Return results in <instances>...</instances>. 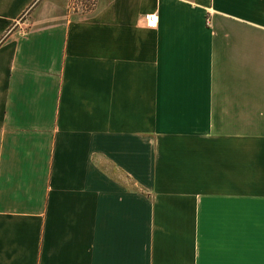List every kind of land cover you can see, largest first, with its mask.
<instances>
[{"label":"crops","instance_id":"crops-1","mask_svg":"<svg viewBox=\"0 0 264 264\" xmlns=\"http://www.w3.org/2000/svg\"><path fill=\"white\" fill-rule=\"evenodd\" d=\"M65 5L0 0V264H264V0Z\"/></svg>","mask_w":264,"mask_h":264},{"label":"built area","instance_id":"built-area-1","mask_svg":"<svg viewBox=\"0 0 264 264\" xmlns=\"http://www.w3.org/2000/svg\"><path fill=\"white\" fill-rule=\"evenodd\" d=\"M82 1H85L89 7L93 5V0H73L71 4V10L72 11L78 10L79 7L82 6ZM145 21H146L147 26L156 28L157 22H156L155 15L152 14V15L146 16Z\"/></svg>","mask_w":264,"mask_h":264},{"label":"rangeland","instance_id":"rangeland-1","mask_svg":"<svg viewBox=\"0 0 264 264\" xmlns=\"http://www.w3.org/2000/svg\"><path fill=\"white\" fill-rule=\"evenodd\" d=\"M59 1L62 2V3H66L65 6H67V9H68L71 13H74V14H76V13H80V14H81L82 12H84V11H86V10H91V9H92V6L89 7L85 1H82V6L79 7L78 10L75 9L76 11H72V10H71V4H72V1H73V0H59Z\"/></svg>","mask_w":264,"mask_h":264},{"label":"snow or ice","instance_id":"snow-or-ice-1","mask_svg":"<svg viewBox=\"0 0 264 264\" xmlns=\"http://www.w3.org/2000/svg\"><path fill=\"white\" fill-rule=\"evenodd\" d=\"M154 19V18H153Z\"/></svg>","mask_w":264,"mask_h":264}]
</instances>
